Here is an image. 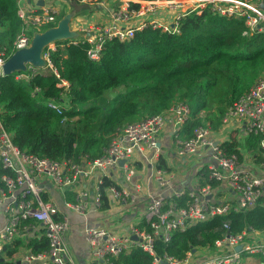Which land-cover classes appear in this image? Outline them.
<instances>
[{
	"label": "built area",
	"instance_id": "built-area-1",
	"mask_svg": "<svg viewBox=\"0 0 264 264\" xmlns=\"http://www.w3.org/2000/svg\"><path fill=\"white\" fill-rule=\"evenodd\" d=\"M75 1L95 7L70 20V28L83 32V36L48 44L43 51L45 67L28 65L26 72H17V79L29 80L36 74L51 73L57 78L58 87L68 89L67 80L60 76L51 59L57 46L85 43L87 57L97 60L106 41H125L135 31L148 27L178 34L185 16L201 14L204 9L222 17L243 19V35L264 32V10L258 7L260 0ZM14 2L20 27L11 43L0 47V78L6 58L15 49L29 44L32 31L55 25L69 9L68 0ZM47 106L60 112L61 107L50 101ZM1 112L0 106V181L3 184L0 188V262L3 264H76L67 238L70 214L81 215L86 222L91 209L102 207L100 185L104 178L112 180L114 174L121 173L123 180L130 181L134 161L149 164L144 183L155 181L162 190L142 194L145 204L141 221L131 224L126 232L84 223L82 235L89 249L87 264H105L135 248L148 253L151 264H241L247 257L255 258L256 264H264V229L244 224L239 231L230 230L233 214L244 215L264 208V160L254 161L245 153L241 156L227 153L222 144L228 139L224 135L215 136L209 125L196 126L191 136L182 138L179 129L189 117L188 104L179 102L125 125L111 137L101 155L84 154L77 160H54L19 149L3 124ZM168 123L173 127L174 151L180 159L186 160L201 150L209 153V160L202 167L203 180L193 183L187 191L176 187L185 175H175L159 164V137ZM226 126L257 136L258 148L264 151V73L225 110L221 128ZM89 181H95L96 186L92 199H89ZM133 188L137 194L143 191L140 183ZM53 189L60 199H53ZM105 189L116 206L133 202L136 197L119 184L113 183ZM120 212L123 211L120 209ZM216 218L222 219L225 231L212 244L190 248L182 257L156 252L155 240L167 243L175 233ZM14 243L16 249L7 253L9 245ZM35 245L41 248L35 250Z\"/></svg>",
	"mask_w": 264,
	"mask_h": 264
},
{
	"label": "trees",
	"instance_id": "trees-1",
	"mask_svg": "<svg viewBox=\"0 0 264 264\" xmlns=\"http://www.w3.org/2000/svg\"><path fill=\"white\" fill-rule=\"evenodd\" d=\"M15 8L14 0H0V47L9 45L20 27ZM180 28V33L170 34L148 27L128 40L106 41L97 60L87 57L85 43L57 46L51 59L68 89L58 87L51 73L29 80L17 79V72L3 75L1 116L13 142L23 151L54 160L96 157L125 125L179 102L190 108L179 129L182 138L199 125L218 130L225 110L264 73V32L243 35V19L207 9L185 16ZM48 101L61 107L60 112L48 107ZM258 140L248 135L244 145L254 159L264 160ZM238 146L235 137L222 144L227 153L241 156ZM113 183L104 178L101 193ZM230 219L231 231L244 224L264 229V208ZM224 231L222 219L216 218L175 233L167 243L155 240V250L182 257L190 248L212 244ZM16 247L10 244L7 253ZM151 259L135 248L105 264H151Z\"/></svg>",
	"mask_w": 264,
	"mask_h": 264
},
{
	"label": "crops",
	"instance_id": "crops-1",
	"mask_svg": "<svg viewBox=\"0 0 264 264\" xmlns=\"http://www.w3.org/2000/svg\"><path fill=\"white\" fill-rule=\"evenodd\" d=\"M172 129L173 127L171 124L168 123L160 133L159 147L161 155L159 158V164L160 159L162 158L164 166H160L161 168L166 171L173 172L175 175H185V179L177 183L176 187L183 188L187 191L193 183L203 180L202 167L208 162L209 153L207 150H201L197 154L187 157L186 160L180 159L174 151V133ZM214 134L215 136H226L228 139L227 141H230L231 138L235 137L238 141V147L241 153H245L254 159L251 152L248 151L244 145V138L248 135H246L241 129H232L230 126L221 128L220 125L218 130H214ZM254 161L257 160L255 159ZM149 167V164L134 161V173L130 181L123 180L121 173L113 175L112 181L115 184H119L120 186L122 185L126 187L130 193L136 194L133 202H121L119 204L120 206H116L111 203L113 198L108 191L104 189L101 198L103 200L102 207L100 209H91L87 215L86 222L81 215L74 213L70 214V229L67 233V238L76 264H87L89 258V249L82 235L84 223L90 226H105L111 230L126 232L131 224L137 222L138 220L141 221L140 217L145 204V201L143 200L144 196L142 194L145 191L155 193L162 190V187H160L155 181H150L148 184L144 183L150 170ZM94 182L89 181L87 183L90 193L89 199H92L93 194L96 192ZM137 183H140L143 188V191L139 194H137L133 188V185ZM67 195L70 197L73 196L71 192H67ZM52 197L55 200L60 199V195L54 189L52 190ZM120 209L123 212H120Z\"/></svg>",
	"mask_w": 264,
	"mask_h": 264
},
{
	"label": "water",
	"instance_id": "water-1",
	"mask_svg": "<svg viewBox=\"0 0 264 264\" xmlns=\"http://www.w3.org/2000/svg\"><path fill=\"white\" fill-rule=\"evenodd\" d=\"M68 5L69 9L61 15L55 25L32 31L29 44L15 49L6 58L2 65L3 75H10L21 71L26 72L28 65L35 68H43L46 65L43 51L48 44L65 42L68 39H77L83 36V32L70 28V20L82 12L92 11L95 7L78 4L75 0H68ZM258 7L264 10V0L258 2ZM122 163L123 161L121 160L120 164ZM239 248L240 246H237V249Z\"/></svg>",
	"mask_w": 264,
	"mask_h": 264
},
{
	"label": "rangeland",
	"instance_id": "rangeland-1",
	"mask_svg": "<svg viewBox=\"0 0 264 264\" xmlns=\"http://www.w3.org/2000/svg\"><path fill=\"white\" fill-rule=\"evenodd\" d=\"M7 44H4V46ZM115 91H112V94H114ZM111 94V95H112ZM257 261L255 260V258L253 257H247V258H243L242 259V263L241 264H256Z\"/></svg>",
	"mask_w": 264,
	"mask_h": 264
}]
</instances>
